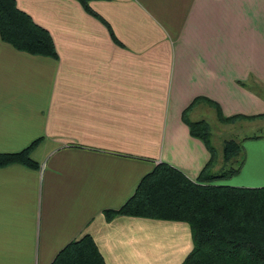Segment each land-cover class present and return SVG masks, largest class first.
Listing matches in <instances>:
<instances>
[{"label": "crops", "instance_id": "1", "mask_svg": "<svg viewBox=\"0 0 264 264\" xmlns=\"http://www.w3.org/2000/svg\"><path fill=\"white\" fill-rule=\"evenodd\" d=\"M16 4L51 33L58 58L0 37V153L40 139L37 168L0 167V264H51L87 233L106 264H181L187 222L104 211L161 162L197 179L211 153L187 122L214 111L206 99L225 117L264 114V0L90 1L117 40L77 0ZM243 147L229 185L264 186V139Z\"/></svg>", "mask_w": 264, "mask_h": 264}, {"label": "trees", "instance_id": "2", "mask_svg": "<svg viewBox=\"0 0 264 264\" xmlns=\"http://www.w3.org/2000/svg\"><path fill=\"white\" fill-rule=\"evenodd\" d=\"M77 1L88 13L107 25L112 38L117 40L108 23L90 7L92 0ZM0 37L19 51L58 58L51 33L21 10L16 0H0ZM240 84L248 87L247 83ZM255 91L264 99L262 83ZM200 101V97L196 98L189 108ZM206 102L215 108L222 123L264 117V114L225 117L218 104L208 99ZM187 124L190 133L202 139L211 153L210 161L197 179L191 180L177 168L161 162L141 179L133 196L123 206L104 211L106 221L116 216H133L187 222L193 248L181 264H264V186L216 185L220 179L240 174L245 163L243 143L227 140L223 148V167L212 172L217 151L209 141L212 132L208 122L188 121ZM259 138L247 137L245 140ZM39 142L40 139H37L18 152L0 153V167L18 163L37 168L31 153ZM241 153L243 156L238 158ZM51 264L106 262L93 237L87 233L70 242Z\"/></svg>", "mask_w": 264, "mask_h": 264}, {"label": "rangeland", "instance_id": "3", "mask_svg": "<svg viewBox=\"0 0 264 264\" xmlns=\"http://www.w3.org/2000/svg\"><path fill=\"white\" fill-rule=\"evenodd\" d=\"M191 118H193L194 120H205L206 122H208L210 131L212 132V135H210L209 137L210 144L216 149V151L219 150V152H222V158L224 144L227 140H235L239 143H247L249 141L257 140H245V138L247 137H260L259 139H264V117L261 116L252 120L240 119L235 120L231 123H222L219 121L217 117V111L215 109L213 111L209 109L205 110L204 108L203 110H199ZM219 152L217 151V158L219 157ZM242 156L243 153L239 154L238 158H241ZM231 179L233 178L220 179L216 182V185H229Z\"/></svg>", "mask_w": 264, "mask_h": 264}]
</instances>
